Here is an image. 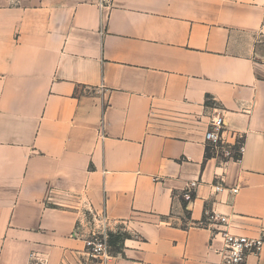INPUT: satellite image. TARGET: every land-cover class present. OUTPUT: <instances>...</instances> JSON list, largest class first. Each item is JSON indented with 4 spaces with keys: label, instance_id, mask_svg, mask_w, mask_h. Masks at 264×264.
Wrapping results in <instances>:
<instances>
[{
    "label": "crops",
    "instance_id": "1",
    "mask_svg": "<svg viewBox=\"0 0 264 264\" xmlns=\"http://www.w3.org/2000/svg\"><path fill=\"white\" fill-rule=\"evenodd\" d=\"M85 204L128 234L98 264H219L207 211L264 236V0H0V264H82Z\"/></svg>",
    "mask_w": 264,
    "mask_h": 264
},
{
    "label": "built area",
    "instance_id": "2",
    "mask_svg": "<svg viewBox=\"0 0 264 264\" xmlns=\"http://www.w3.org/2000/svg\"><path fill=\"white\" fill-rule=\"evenodd\" d=\"M224 119L222 116H211L207 129L203 134L206 151L211 157L220 159L222 162L239 161L244 152V143L241 136L229 143L224 140ZM197 187L196 182H190L185 187L180 199L190 202ZM214 192L224 190L221 184L213 186ZM233 194L237 190L230 191ZM226 218L216 213L206 212L204 219L198 226L210 230L212 238L219 236L222 241V249L219 251V264H244L249 256L258 257L264 247V236L250 238L236 236L226 230ZM125 232L124 227L116 225L105 212L97 213L89 204L82 205L79 217L76 221L74 235L84 244L82 264H98L106 261L111 256L108 239L110 234ZM30 264H45V260H38L33 254L30 255Z\"/></svg>",
    "mask_w": 264,
    "mask_h": 264
},
{
    "label": "trees",
    "instance_id": "3",
    "mask_svg": "<svg viewBox=\"0 0 264 264\" xmlns=\"http://www.w3.org/2000/svg\"><path fill=\"white\" fill-rule=\"evenodd\" d=\"M206 157H210V154L206 151ZM182 206L185 203L180 199ZM204 219V218H203ZM128 237L126 232H118L115 234H110L108 239V244L110 246V253L112 255H117L122 253L123 241Z\"/></svg>",
    "mask_w": 264,
    "mask_h": 264
},
{
    "label": "bare ground",
    "instance_id": "4",
    "mask_svg": "<svg viewBox=\"0 0 264 264\" xmlns=\"http://www.w3.org/2000/svg\"><path fill=\"white\" fill-rule=\"evenodd\" d=\"M211 111V110H210ZM123 248V247H122Z\"/></svg>",
    "mask_w": 264,
    "mask_h": 264
}]
</instances>
